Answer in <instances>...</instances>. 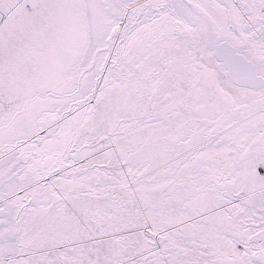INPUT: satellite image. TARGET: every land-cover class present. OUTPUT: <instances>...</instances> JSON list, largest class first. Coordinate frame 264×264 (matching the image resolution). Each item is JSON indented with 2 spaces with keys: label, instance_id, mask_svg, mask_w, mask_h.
I'll list each match as a JSON object with an SVG mask.
<instances>
[{
  "label": "snow or ice",
  "instance_id": "obj_1",
  "mask_svg": "<svg viewBox=\"0 0 264 264\" xmlns=\"http://www.w3.org/2000/svg\"><path fill=\"white\" fill-rule=\"evenodd\" d=\"M0 264H264V0H0Z\"/></svg>",
  "mask_w": 264,
  "mask_h": 264
}]
</instances>
